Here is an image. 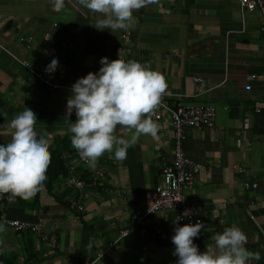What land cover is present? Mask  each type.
I'll list each match as a JSON object with an SVG mask.
<instances>
[{
    "label": "crops",
    "instance_id": "0c3cea01",
    "mask_svg": "<svg viewBox=\"0 0 264 264\" xmlns=\"http://www.w3.org/2000/svg\"><path fill=\"white\" fill-rule=\"evenodd\" d=\"M27 1L0 0V45L11 54L0 48V143L9 141L6 125L24 107L36 113L35 130L50 143L69 133L65 115L71 91H47L18 60L38 67L59 57L65 71L52 81L64 86L97 72L101 57L111 61L118 52L125 60L147 63L165 77L170 106L214 108L212 127H185L180 142L182 154L201 166L183 192L204 214L205 228L193 242L204 251L215 233L235 224L247 235L246 247L261 254L250 264H264V31L259 29L258 12L241 9L237 0H149L133 13L131 29L111 32L96 29V14L78 0H63L59 11L52 0H39V6L36 0L29 5ZM20 36H30L27 46L18 41ZM193 76L203 80V90L196 95ZM153 119L159 125L155 136L142 135L122 161L105 153L92 167L104 175L96 189L73 190L61 177L50 195L41 187L32 198H17L13 204L7 195L0 197L6 218L42 219L37 233L8 227L0 232V264H83L93 259L97 264H175L173 243L153 233L157 228L168 237L174 235L175 212L170 210L149 215L136 233L106 249L117 230L129 225L132 209L146 207L145 191L172 159L168 113L160 111ZM69 120L75 122L74 112ZM125 132L117 129V135L127 139ZM70 159L75 176L90 169ZM244 181L256 187L244 189ZM121 188L125 195H120ZM74 196L80 197L82 211L71 207Z\"/></svg>",
    "mask_w": 264,
    "mask_h": 264
},
{
    "label": "clouds",
    "instance_id": "9594fccd",
    "mask_svg": "<svg viewBox=\"0 0 264 264\" xmlns=\"http://www.w3.org/2000/svg\"><path fill=\"white\" fill-rule=\"evenodd\" d=\"M79 4L96 14L95 28L127 31L134 26L133 13L146 6L149 0H78ZM53 8H63V0H52ZM50 39V38H49ZM97 72H88L71 85L67 98L66 117L71 146L81 159L92 168L98 160L111 153L116 160L126 158L142 135L155 136L159 125L153 119L162 96L167 89L165 77L149 64L135 59L125 60L119 55L114 60L101 57ZM58 60L53 58L46 73H54ZM75 113V122L69 117ZM5 115H7L5 113ZM36 113L27 107L7 123L9 141L0 144V197L7 195L10 204L17 198L30 199L43 186L51 162L50 140L35 130ZM125 129L127 139L117 135ZM190 210H185L187 215ZM173 223L171 237L177 257L175 264H250L259 261V251L246 247L247 235L237 225L225 227L215 233L212 243L200 251L193 242L205 225ZM5 224L0 222V232Z\"/></svg>",
    "mask_w": 264,
    "mask_h": 264
},
{
    "label": "built area",
    "instance_id": "2783aa9c",
    "mask_svg": "<svg viewBox=\"0 0 264 264\" xmlns=\"http://www.w3.org/2000/svg\"><path fill=\"white\" fill-rule=\"evenodd\" d=\"M239 7L246 10H256L259 16V29L264 31V0H237ZM126 35L121 34V38H125ZM19 42H24L25 46L30 41V36L18 37ZM0 48L11 55L1 45ZM58 67L54 73H46L45 68L51 62L52 59L46 60L45 63L40 64L38 67H34L31 63L25 60H18V62L32 75H34L44 86L47 91L67 89L71 91V86H64L57 82H53L54 76H62L65 71V64L59 57ZM254 77V75H250ZM193 93L198 94L203 90V80L198 76L192 77ZM249 85L245 84L244 89H249ZM167 94L164 93L159 104V110L155 112L153 118H158L160 111L168 113L170 119V125L172 130V159L169 163L163 164L157 174L155 175L154 183L151 188L145 191L148 197V204L142 209L133 208L129 215V225L117 230L115 240L107 243L106 249L114 245L115 241L136 233L146 223V218L156 212L163 210H170L175 212V219L180 217L179 223L181 224H195L197 221L202 222L203 213L195 206L189 204L183 192L189 187L192 182L193 176L200 170L199 163L193 162L185 157L180 149V142L184 137L183 130L185 127L211 128L213 125L214 108L211 105H198V104H183L170 106L166 101ZM70 158L78 161V163L86 164V162L80 158L77 152ZM74 163L70 159L66 161V176L64 178V186L72 188L73 190H81L86 187L92 190L96 189L104 180L103 172L100 168L92 169L86 179L79 178L74 175ZM242 171L238 169V172ZM244 189H254L256 187L255 182H242ZM93 193H97L96 190ZM120 195H125L126 190L121 188L119 190ZM79 196L73 197L71 207L76 211H82V205L79 202ZM130 202H133V198H129ZM253 203L252 200L249 201ZM185 210H190L187 215H184ZM251 218L252 215L248 213ZM0 222L5 224V227L10 228L14 232H30L37 233L40 230L42 219L37 216L34 221H26L19 219L6 218L0 208ZM112 224V223H111ZM153 233L159 240L172 243L171 237L160 229L153 228ZM83 264H97L95 259L84 262Z\"/></svg>",
    "mask_w": 264,
    "mask_h": 264
},
{
    "label": "trees",
    "instance_id": "16d2710c",
    "mask_svg": "<svg viewBox=\"0 0 264 264\" xmlns=\"http://www.w3.org/2000/svg\"><path fill=\"white\" fill-rule=\"evenodd\" d=\"M70 135H71L70 133H63L62 135L53 138L50 143L49 150L51 152V162L46 174L47 179L42 186L48 195H50L53 192L55 181H57V179H60L61 177L63 178L66 176L67 174L66 160H68L76 152V150L71 146ZM0 144H4V143H0ZM89 172L90 169L86 168L81 174L78 175V177L85 179L87 178ZM52 197H54L56 200H59L53 194ZM62 204L68 205L69 203H67V201L66 202L63 201Z\"/></svg>",
    "mask_w": 264,
    "mask_h": 264
},
{
    "label": "rangeland",
    "instance_id": "374dc122",
    "mask_svg": "<svg viewBox=\"0 0 264 264\" xmlns=\"http://www.w3.org/2000/svg\"><path fill=\"white\" fill-rule=\"evenodd\" d=\"M33 3H34V5H35V4H37L38 6L40 5V1H39V0H36V1H34ZM29 4H31V1H30V0L27 1L26 5H29ZM14 6H15V7H16V6L20 7V4H16V3H14ZM15 7H14V8H15ZM19 9H20V8H19ZM52 17H54V16H51V18H52ZM48 18L50 19V16H49V15H48Z\"/></svg>",
    "mask_w": 264,
    "mask_h": 264
}]
</instances>
